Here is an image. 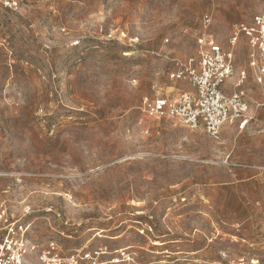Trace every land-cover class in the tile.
Masks as SVG:
<instances>
[{"label": "rangeland", "instance_id": "1", "mask_svg": "<svg viewBox=\"0 0 264 264\" xmlns=\"http://www.w3.org/2000/svg\"><path fill=\"white\" fill-rule=\"evenodd\" d=\"M21 1L0 10V228L137 264H264V82L248 80L250 128L218 140L147 114L191 88L170 75L204 15L227 49L264 0Z\"/></svg>", "mask_w": 264, "mask_h": 264}, {"label": "built area", "instance_id": "2", "mask_svg": "<svg viewBox=\"0 0 264 264\" xmlns=\"http://www.w3.org/2000/svg\"><path fill=\"white\" fill-rule=\"evenodd\" d=\"M21 6V0H0V10L16 11ZM212 24V16L204 15L203 31L196 38L197 59L177 61V68L170 75L172 81H187L191 88L172 98L154 100L147 114L167 117L188 129H203L209 138L218 140L225 127L243 133L254 121L252 107L258 104L250 97L247 85L250 75L258 83L264 82V14L234 24L227 49L208 33ZM243 40L249 48L248 68L237 71L235 50ZM233 79L228 90L226 86ZM28 230L21 223L5 220L0 228V264H137L136 254L129 249L65 253L55 243L40 248L28 238Z\"/></svg>", "mask_w": 264, "mask_h": 264}, {"label": "crops", "instance_id": "3", "mask_svg": "<svg viewBox=\"0 0 264 264\" xmlns=\"http://www.w3.org/2000/svg\"><path fill=\"white\" fill-rule=\"evenodd\" d=\"M234 80H235V79H233V80H231V81L228 82V84H227V86H226V88H227L228 90L231 88V85H232V83L234 82Z\"/></svg>", "mask_w": 264, "mask_h": 264}]
</instances>
